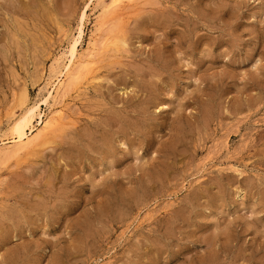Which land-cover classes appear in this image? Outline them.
I'll use <instances>...</instances> for the list:
<instances>
[{"label": "rangeland", "instance_id": "1", "mask_svg": "<svg viewBox=\"0 0 264 264\" xmlns=\"http://www.w3.org/2000/svg\"><path fill=\"white\" fill-rule=\"evenodd\" d=\"M24 2L0 6V264H264V0ZM81 23L90 66L41 103ZM35 103L48 143L11 158Z\"/></svg>", "mask_w": 264, "mask_h": 264}, {"label": "bare ground", "instance_id": "2", "mask_svg": "<svg viewBox=\"0 0 264 264\" xmlns=\"http://www.w3.org/2000/svg\"><path fill=\"white\" fill-rule=\"evenodd\" d=\"M25 1V0H24ZM24 1H22V0H0V6L2 5V6H4L5 5V7L4 8H6V10H7V8L9 7H6V5H10L13 9H14V11L15 12H19L20 14H24V12L28 9V4L26 3V2H24ZM27 1V0H26ZM29 2H30V0H28ZM37 0H35V2H36ZM122 0H109V2H108V0H107V3L108 4H105V5H103V11H104V13H109L112 9H114L115 7H117L118 5H119V3L121 2ZM32 3H34L33 1H31ZM29 4H31V3H29ZM37 5H38V2L36 3ZM92 5V4H91ZM1 6V7H2ZM26 6V7H25ZM31 6V5H30ZM36 6V5H35ZM34 6V7H35ZM11 7H9V8H11ZM24 7H25V9H24ZM42 7V6H41ZM8 8V9H9ZM11 8V9H12ZM30 9V8H29ZM36 9V8H35ZM100 9V8H99ZM2 10V9H1ZM3 11V10H2ZM14 11L12 12L11 10H10V12L9 11H7V12H9L10 14H11V12L14 14ZM123 11V10H122ZM1 12V11H0ZM4 12L6 13V11H5V9H4ZM23 12V13H22ZM16 14V13H15ZM94 14V13H93ZM107 14H106V16H107ZM1 15V14H0ZM7 15H9V14H7ZM17 15H18V13H17ZM98 15V14H97ZM83 16H84V11L81 13V17H80V20H82V18H83ZM104 16H105V14H104ZM15 17H16V15H15ZM97 17V16H96ZM0 21H2V18H3V16H0ZM120 18V17H119ZM14 19V18H13ZM84 20V19H83ZM109 21V20H108ZM91 22V21H90ZM0 23H2V22H0ZM4 23H6V22H4ZM96 24V23H95ZM115 25V24H114ZM117 25V24H116ZM93 27V26H92ZM117 28H118V26H117ZM111 29V28H110ZM116 30V29H115ZM120 30V29H119ZM20 31V30H19ZM105 31V30H104ZM109 31V30H108ZM110 32V31H109ZM112 32V31H111ZM116 32H117V30H116ZM22 33V32H21ZM82 33H83V30H82V23L80 24V26H79V28H78V31L76 32V37H74V39H73V41H72V43H71V45L69 46V49H68V53H67V55H66V63L64 64V66H63V71L61 70V71H59V74H58V77H57V80H58V83H56V85H55V87L54 88H52V90H49L48 92H47V96H46V98L41 102V103H46V100H48L49 98L48 97H52L53 95H54V93L56 92L57 93V90H58V88L62 85L63 87H64V85L63 84H65V86H66V88L68 89V88H70V87H72V86H74L76 83H77V81H78V79L80 78V77H82L83 76V70H85V69H88V65L91 63V61L92 60H90V59H92L91 57H90V55H87L86 57L83 55V56H80V55H78V52H77V46H80V44H79V42H80V39H81V37H82ZM105 33V32H104ZM112 33H114V32H112ZM103 34V33H102ZM108 34V33H107ZM107 34L105 33V35L107 36ZM110 35V34H109ZM108 35V36H109ZM114 35H115V33H114ZM117 35V34H116ZM122 35V34H121ZM3 36V35H2ZM6 36V35H5ZM94 36V35H93ZM118 36V35H117ZM73 37V36H72ZM4 38V37H3ZM120 39V38H119ZM5 40H6V38H5ZM4 40V41H5ZM19 40V39H18ZM103 40V39H102ZM105 40V39H104ZM122 40H124V39H122ZM7 41V40H6ZM5 41V42H6ZM98 41V40H97ZM112 41V40H111ZM116 41V40H115ZM88 42V41H87ZM92 42H93V40H92ZM99 42H101V41H99ZM98 42V43H99ZM118 42V41H117ZM69 43V42H68ZM79 44V45H78ZM87 44H89V43H87ZM106 44V43H105ZM4 45H5V43H4ZM7 45V44H6ZM90 45V44H89ZM118 45V44H117ZM120 45V44H119ZM8 47H9V44L7 45ZM92 46H94V45H92ZM115 47H116V45H114ZM81 47V46H80ZM91 47V46H90ZM99 47V46H98ZM98 47H96V48H98ZM103 47V46H102ZM93 48H95V47H93ZM93 48H91V49H93ZM95 48V49H96ZM100 48V47H99ZM84 49V48H83ZM94 49V50H95ZM99 50V49H98ZM110 50V49H109ZM114 50V49H113ZM79 51V50H78ZM82 51V50H81ZM100 51V50H99ZM108 51V50H107ZM114 51H116V50H114ZM80 52V51H79ZM96 52V51H95ZM94 52V53H95ZM102 52V51H101ZM117 52V51H116ZM82 53V52H81ZM92 53V52H91ZM115 53V52H114ZM96 54H97V52H96ZM88 56L90 57V58H88ZM62 57V56H61ZM61 59V58H60ZM53 60V59H52ZM63 60V59H62ZM95 61V60H94ZM61 62V61H60ZM53 63V62H52ZM63 63V62H62ZM95 63V62H94ZM55 64V63H54ZM57 64V63H56ZM59 64V63H58ZM61 64V63H60ZM52 65V64H51ZM50 65V66H51ZM50 66H49V68H50ZM57 66V65H56ZM55 66V67H56ZM90 66V65H89ZM92 67V66H91ZM57 68H60L59 66H57ZM55 70H56V68H54ZM54 69H52V71H55ZM90 70V69H89ZM51 71V70H50ZM49 71V72H50ZM51 71V72H52ZM56 73H58V72H56ZM87 73V72H86ZM48 74V73H47ZM53 74H55V73H53ZM136 74V73H135ZM97 75V74H96ZM61 76V77H60ZM49 77V76H48ZM60 77V78H59ZM94 77V76H93ZM51 78V77H50ZM83 78V77H82ZM53 79V78H52ZM51 79V80H52ZM67 79V80H66ZM64 80H66V83H64ZM45 81V80H44ZM47 81V80H46ZM45 81V82H46ZM48 81H49V78H48ZM54 81V80H53ZM55 82V81H54ZM52 83V82H51ZM45 84V83H44ZM48 84V83H47ZM47 84H45V85H47ZM55 84V83H54ZM141 84V83H140ZM48 86V85H47ZM46 86V87H47ZM50 87V86H49ZM61 89V88H60ZM60 89H59V91H60ZM71 89V88H70ZM69 89V90H70ZM40 90V89H39ZM39 90H38V93H39ZM63 90H64V88H63ZM47 91V90H46ZM45 91V92H46ZM68 91V90H67ZM67 91H64V92H67ZM43 92V91H42ZM61 92V91H60ZM63 93V92H62ZM72 93V92H71ZM24 94V93H23ZM69 94V93H68ZM67 94V95H68ZM25 95V94H24ZM40 95V94H39ZM44 95V94H43ZM59 95H60V93H59ZM65 96V95H64ZM38 97V96H37ZM42 97V96H41ZM67 97V96H66ZM71 97V96H70ZM43 98V97H42ZM48 98V99H47ZM39 99V98H38ZM63 99V98H62ZM25 100V99H24ZM37 100V99H36ZM36 100H35V102H36ZM55 100V99H54ZM53 100V101H54ZM66 100V99H65ZM27 101H28V99H27ZM34 101V100H33ZM48 102V101H47ZM65 102V101H64ZM31 103V102H30ZM34 103V102H33ZM41 103H35L34 105H30L28 108H27V106H26V109L23 111V113H22V111H21V115H18V118L15 120V121H13V124H12V126L10 127V136L11 137H6V138H4V143H2V144H5L6 143V145H7V143H12L13 144V147H12V149H10L9 150V152L7 153V155L8 156H13V155H15L18 151H20V150H23V149H25L26 147H27V144L30 142V141H34V142H32V144L33 143H35V141L36 140H30V139H32V137H31V135H34V134H36L35 135V138H39L40 137V143L41 144H45V143H48V138H46L45 136L46 135H41V134H39V132L41 131V132H43V131H46V130H48V129H51V128H53L52 126L56 123V119H55V117H46V118H44L43 117V119H42V115L40 116V114L38 113V110H39V108L41 107L40 106V104ZM54 103H56L55 101H54ZM20 104V103H19ZM52 104V103H51ZM23 105V104H22ZM50 105V104H49ZM63 105H65V104H63ZM45 106H47V104L45 105ZM51 106V105H50ZM54 106V105H53ZM61 106V105H60ZM46 108V107H45ZM61 108V107H60ZM65 108V107H64ZM178 108V107H177ZM47 109V108H46ZM51 109V108H50ZM59 109V108H58ZM20 110V109H19ZM42 110V109H41ZM60 111V110H59ZM20 112V111H19ZM45 114H47V113H45ZM44 114V115H45ZM51 114V113H50ZM61 114V111H60V113H59V115ZM15 115V114H14ZM36 115L38 116L37 118H36V123L40 126V129H39V127H38V129H39V132L37 133V129H35L34 128V124H33V122H34V119H35V117H36ZM62 115V114H61ZM60 119V118H59ZM62 120H66V118L64 119H62ZM61 120V121H62ZM8 122V121H7ZM7 124V123H6ZM64 125V124H63ZM62 125V126H63ZM37 127V126H36ZM5 128H7V127H5ZM63 128H64V126H63ZM123 128V127H122ZM58 129V128H57ZM5 130V129H4ZM7 130V132H8V129H6ZM85 131V130H84ZM110 132V131H109ZM55 133H57V132H55ZM61 133V132H60ZM79 133V132H78ZM52 134V133H51ZM67 134V133H66ZM58 135V134H57ZM8 136V135H7ZM31 137V138H30ZM1 138V137H0ZM110 138V137H109ZM108 138V139H109ZM111 139V138H110ZM2 140V139H1ZM1 140H0V142H1ZM30 140V141H29ZM52 140V139H51ZM107 140V139H106ZM38 141H39V139H38ZM50 141V140H49ZM37 142V141H36ZM11 144V145H12ZM107 144V143H106ZM10 144L8 145V146H11ZM31 145V144H30ZM49 145V144H48ZM51 145V144H50ZM2 146V145H1ZM36 147V146H35ZM40 147H42V146H40ZM46 147V146H45ZM5 148V147H4ZM3 148V149H4ZM34 148V147H33ZM38 148V147H37ZM2 148H1V150H3ZM31 149V148H30ZM49 149V148H48ZM4 150H6V149H4ZM8 150V149H7ZM79 150V149H78ZM40 151V150H39ZM38 151V152H39ZM1 152V151H0ZM4 152V151H3ZM21 152V151H20ZM32 152V151H31ZM34 152V151H33ZM37 152V151H36ZM23 153V152H22ZM31 154V153H30ZM4 155V154H3ZM3 157V156H2ZM12 158V157H11ZM2 159V158H1ZM0 159V160H1ZM14 159V158H13ZM18 159H20V158H18ZM17 159V160H18ZM23 159H25V158H23ZM9 160H10V158H9ZM14 161V160H13ZM22 161V160H21ZM8 162V161H7ZM28 219V218H27Z\"/></svg>", "mask_w": 264, "mask_h": 264}]
</instances>
